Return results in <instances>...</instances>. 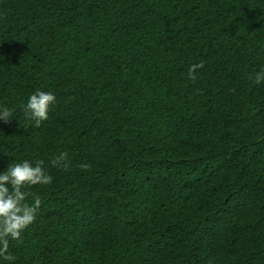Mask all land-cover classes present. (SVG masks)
I'll use <instances>...</instances> for the list:
<instances>
[{
  "label": "trees",
  "instance_id": "1",
  "mask_svg": "<svg viewBox=\"0 0 264 264\" xmlns=\"http://www.w3.org/2000/svg\"><path fill=\"white\" fill-rule=\"evenodd\" d=\"M262 69L264 0H0V172L53 177L0 264H264Z\"/></svg>",
  "mask_w": 264,
  "mask_h": 264
},
{
  "label": "clouds",
  "instance_id": "2",
  "mask_svg": "<svg viewBox=\"0 0 264 264\" xmlns=\"http://www.w3.org/2000/svg\"><path fill=\"white\" fill-rule=\"evenodd\" d=\"M203 67V62L193 64L188 69L189 79L195 81L196 70ZM264 81V69L257 72L255 82ZM56 103V97L51 92L36 90L24 105L25 115L39 127L41 122L48 119L51 105ZM12 111L0 107V120L10 122ZM51 166L67 169V153L61 152L51 160ZM81 169H89V165H80ZM52 175L44 167L43 160H37L33 165L29 160L9 164L6 170L0 172V256L5 260L14 261L15 256L8 253L9 239L21 241V233L36 219V213L41 205L39 196L34 197L30 204L26 202L29 193L24 189L33 185H49Z\"/></svg>",
  "mask_w": 264,
  "mask_h": 264
}]
</instances>
